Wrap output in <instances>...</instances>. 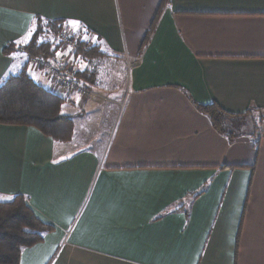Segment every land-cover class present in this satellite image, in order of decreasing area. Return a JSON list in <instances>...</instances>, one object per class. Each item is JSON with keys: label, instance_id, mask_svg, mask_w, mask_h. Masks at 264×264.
Segmentation results:
<instances>
[{"label": "crops", "instance_id": "1", "mask_svg": "<svg viewBox=\"0 0 264 264\" xmlns=\"http://www.w3.org/2000/svg\"><path fill=\"white\" fill-rule=\"evenodd\" d=\"M161 3L0 0V80L38 16L78 20L107 68L100 97L61 92L69 140L0 123V197L54 227L20 264H264V0ZM193 101L242 114L243 133Z\"/></svg>", "mask_w": 264, "mask_h": 264}, {"label": "trees", "instance_id": "2", "mask_svg": "<svg viewBox=\"0 0 264 264\" xmlns=\"http://www.w3.org/2000/svg\"><path fill=\"white\" fill-rule=\"evenodd\" d=\"M168 1L162 0L161 7ZM66 26L67 22L62 19L38 16L32 25L31 38L23 44L8 43L3 51L5 54L22 51L30 59L35 56L50 60L59 51L61 42L55 44V41H60L58 36ZM46 34L50 38H43ZM41 38L43 43L38 42ZM78 48L84 58L97 51L96 46L86 50L80 44ZM28 67V63L22 62L0 80V123L31 125L56 141L69 140L73 122L71 117L62 113L64 97L37 82ZM76 77L79 79V74ZM193 102L201 112L209 116L213 126L230 140L243 133L242 114L229 112L216 101L207 104ZM256 120L253 135L259 140L264 117ZM53 228L36 215L25 195L0 197V264H20L22 250L42 241Z\"/></svg>", "mask_w": 264, "mask_h": 264}, {"label": "rangeland", "instance_id": "3", "mask_svg": "<svg viewBox=\"0 0 264 264\" xmlns=\"http://www.w3.org/2000/svg\"><path fill=\"white\" fill-rule=\"evenodd\" d=\"M62 32H63V29H62ZM66 33H67V35L59 34L58 39H60L61 46H59L58 49L61 51V53L63 52L64 54L67 52V54H65V55L68 57V66L71 67V69L75 73V75L79 74L82 76V78L84 77V80L78 79L80 81V83L82 85L88 87L92 91H94L96 94H98L100 91L98 92L95 89L101 90V88H103V86H104L103 84H105L103 74L106 72L107 68H106L104 62H102L100 60L98 51L94 52L92 54V56H89L88 59H86V57L84 58L82 56L83 52H78V50H79L78 47L80 44H82L84 46V49H86L89 44H93V46H97V36L92 35L89 31L83 30V29H80L79 31L73 32L72 28H70L69 26H66ZM43 38L48 39V38H50V35L46 34L43 36ZM69 49H70V51H69ZM18 58H19L18 59L19 65L22 62L24 64L28 63V66H29L28 69L30 71H35V72H37L43 76L44 82H42V83L39 82V83L42 84L44 87H47L45 85L49 82V87H47L49 90H52L53 92L58 93L59 95H61L62 91H67L65 96L70 95L69 91L66 90L65 87H62V85L59 84L49 74L45 65H39L38 67L34 66L33 64L30 65L31 59L28 58V55L26 56V54H22V56H18ZM53 58H52V60H53ZM11 70H13V69H11ZM89 74H90V76H89ZM32 76L34 77L33 74H32ZM34 79L36 80V78H34ZM85 79L86 80L90 79V81L89 82L87 81L88 82L87 83V82H85ZM118 83L121 84V81H119ZM109 84H110V82H109ZM102 92L105 93L104 90H102ZM102 92H100V93H102ZM82 97L81 98H82V102H83V101H86V99L87 100L95 99V98H98L100 96H93V97L82 96ZM101 97H104V96H101ZM64 100H65V97H64Z\"/></svg>", "mask_w": 264, "mask_h": 264}, {"label": "built area", "instance_id": "4", "mask_svg": "<svg viewBox=\"0 0 264 264\" xmlns=\"http://www.w3.org/2000/svg\"><path fill=\"white\" fill-rule=\"evenodd\" d=\"M62 35H67L66 28L63 29V32L61 30ZM80 40V39H79ZM93 44H89L86 48V50H89L92 47ZM60 53L59 57L55 55L53 58V62L51 60H43L39 57H32L31 62L34 66L39 65H45L49 74L59 83L62 85V87H65L66 90L71 92H78L82 96L86 97H93L97 94L89 89L88 87L82 85L78 78L76 77L75 73L72 71L71 67L68 66V57L61 51H58Z\"/></svg>", "mask_w": 264, "mask_h": 264}, {"label": "snow or ice", "instance_id": "5", "mask_svg": "<svg viewBox=\"0 0 264 264\" xmlns=\"http://www.w3.org/2000/svg\"><path fill=\"white\" fill-rule=\"evenodd\" d=\"M67 26H69L70 28H72V31L73 32L79 31L80 28H81L80 22L78 20H69V21H67ZM30 38H31V34H29V39ZM25 42H27V41H25ZM38 42L43 43L44 41L41 38ZM59 43H60L59 40H56L55 41V44H59ZM69 51H70V49H69ZM65 54H67V52ZM56 55H57V57H59L60 53L57 52Z\"/></svg>", "mask_w": 264, "mask_h": 264}]
</instances>
